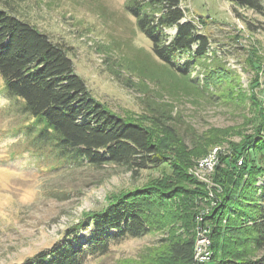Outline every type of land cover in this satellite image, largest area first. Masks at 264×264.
<instances>
[{"label": "rangeland", "instance_id": "374dc122", "mask_svg": "<svg viewBox=\"0 0 264 264\" xmlns=\"http://www.w3.org/2000/svg\"><path fill=\"white\" fill-rule=\"evenodd\" d=\"M13 3L19 16L69 50L76 73L93 97L111 112L149 129L167 161L133 173L122 166L98 167L63 156L53 140L41 139L38 129L27 127L32 117L25 101L8 93L0 74V264H22L63 241L86 214L103 212L123 197L144 200L146 193L150 232L140 238H108V252L90 255L86 264H170L166 240L196 238L204 229L210 233L212 223H206L205 217L224 197L214 180L218 165L219 177L238 192L236 201L252 202L249 184L262 185L263 180L255 167L243 176L233 175L243 158L235 163L232 147L252 141V151L244 152L249 153L247 160L264 164L262 143L256 141L264 137L263 16L242 10L261 26L251 31L235 15L229 0H182L187 18L197 23L210 42L202 62L188 55L176 60L180 65L190 62L184 67L187 75L180 79L187 84L192 79L191 84L204 92L194 103L165 88L171 81L184 85L170 76L171 65L154 54L151 40L126 10L125 0ZM166 33L170 41L176 28ZM215 62L224 67L216 68ZM211 69L214 73L206 78L205 70ZM207 79L210 87H206ZM155 94L169 95L177 105L175 119L160 117L153 103ZM215 148L219 151L217 166L210 174L200 173L198 162ZM221 156L229 157L227 163ZM192 178L200 182L196 185ZM93 230H82L78 237L87 242ZM236 238L240 244V237ZM216 239L214 262L210 258L200 264H217V259L233 249H229L234 243L231 239ZM246 248L251 250L249 242Z\"/></svg>", "mask_w": 264, "mask_h": 264}, {"label": "trees", "instance_id": "16d2710c", "mask_svg": "<svg viewBox=\"0 0 264 264\" xmlns=\"http://www.w3.org/2000/svg\"><path fill=\"white\" fill-rule=\"evenodd\" d=\"M229 1L235 15L246 23L249 30L255 31L261 27L254 20L246 18L242 10H251L264 17V0ZM13 2L0 0V74L8 93L25 101L26 112L32 117V124L27 127L38 129L39 138L53 140L63 156L82 159L93 166H122L138 173L166 162V156L153 141L149 129L111 112L93 97L84 79L76 73L69 50L19 16ZM125 8L151 40L154 54L162 62L176 67L174 70L170 66V76L180 79L187 75L184 67L190 62L177 64L180 55L192 56L199 63L206 59L209 39L200 33L193 19L187 18L182 0H125ZM169 28H176V34L170 41L166 33ZM215 66L224 67L220 62H215ZM205 71L206 78L214 73L213 69ZM180 80L184 87L171 81L165 88L175 97L185 96L193 99L194 103L202 97L204 92L199 86L191 84L192 79L188 84ZM210 83V79H207L206 87H210ZM153 97L155 110L161 118L177 117V105L169 95L155 94ZM256 141L262 143L259 149L264 151V137L259 136ZM240 146L232 147L235 163L243 158L242 165L233 175L243 176L245 170L255 167L256 175H260L258 178L263 183L249 184L247 190L248 194L252 191V202L236 201L234 197L238 192L231 190V183L228 185L223 177H219L221 165H218L214 180L223 189L224 197L206 215L205 221L212 223L209 236L214 254L217 236L234 242L229 248L233 249L225 257L217 259V264H264V164L253 165L247 160L249 153L244 152L249 148L252 151V141ZM228 158L221 156V161L227 163ZM192 181L195 184L200 182L196 178H192ZM201 187L204 189L203 185ZM230 193H234L233 196ZM145 195L141 201L123 197L103 212L86 214L85 219L71 228L63 241L38 252L22 264H86L90 255L108 252V238L120 240L147 235L150 227L145 204L149 195ZM91 228L94 230L90 240L82 241L78 237L79 232ZM111 230L115 232L107 235ZM237 236L241 239L240 244H236ZM247 242L251 250L246 248ZM164 245L170 264H195L194 237L169 238ZM210 262H214L213 254Z\"/></svg>", "mask_w": 264, "mask_h": 264}, {"label": "built area", "instance_id": "2783aa9c", "mask_svg": "<svg viewBox=\"0 0 264 264\" xmlns=\"http://www.w3.org/2000/svg\"><path fill=\"white\" fill-rule=\"evenodd\" d=\"M218 154V148H215L198 162V170L200 171V173H203V171H205V174H210L214 171V168L217 166ZM239 163L241 164L242 161H239ZM194 250L195 264H200L203 262L206 263L211 258V239L207 229L202 230V232H198V236H196L195 238Z\"/></svg>", "mask_w": 264, "mask_h": 264}]
</instances>
